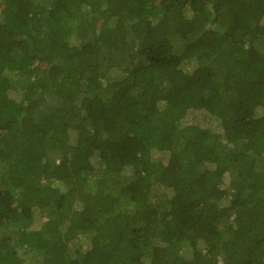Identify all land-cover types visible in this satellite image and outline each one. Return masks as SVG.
<instances>
[{
	"label": "trees",
	"instance_id": "16d2710c",
	"mask_svg": "<svg viewBox=\"0 0 264 264\" xmlns=\"http://www.w3.org/2000/svg\"><path fill=\"white\" fill-rule=\"evenodd\" d=\"M0 264H264V0H0Z\"/></svg>",
	"mask_w": 264,
	"mask_h": 264
},
{
	"label": "rangeland",
	"instance_id": "374dc122",
	"mask_svg": "<svg viewBox=\"0 0 264 264\" xmlns=\"http://www.w3.org/2000/svg\"><path fill=\"white\" fill-rule=\"evenodd\" d=\"M59 182H61V180H59ZM224 203H226V200L224 201ZM230 202L227 203L226 208H230L231 204H229Z\"/></svg>",
	"mask_w": 264,
	"mask_h": 264
}]
</instances>
